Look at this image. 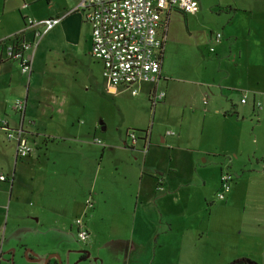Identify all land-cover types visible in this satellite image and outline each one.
<instances>
[{"label":"rangeland","instance_id":"1","mask_svg":"<svg viewBox=\"0 0 264 264\" xmlns=\"http://www.w3.org/2000/svg\"><path fill=\"white\" fill-rule=\"evenodd\" d=\"M68 1L57 0L59 6L56 8H46L44 1L34 3L25 12L33 20L47 15L62 19L39 39L33 73L27 85L26 77L22 76V81L24 87L30 84V89H40L48 81L58 80L72 100L86 103L87 122L92 120L94 124V130H86L82 136L87 144L89 164L84 171L83 168H72L65 170L67 173L55 170L51 171L52 174L47 173V177L58 178L50 190L44 191L41 184L44 166L30 165L26 158L17 161L14 177H18L20 172L29 174L31 180L25 186L32 188L34 194H28L27 188H24L20 195H16L15 186L11 196L8 192L5 194L1 211L0 264H30L26 254L32 257L31 264H44L50 254L58 255L61 264H127L124 253L127 252V258L131 250L139 256L134 264H149L141 260L142 252L146 250L148 256L155 250L152 264H230L234 261H230L233 254L222 261L218 256L226 253L227 245L233 243L232 238L227 237L226 244L220 242L217 236L206 235L205 226L209 219L216 217L220 222L224 215L220 209L223 201L214 200V194L218 191L219 164L228 161L235 172L239 171L229 152H215L214 145L219 135L225 136L222 142H230L236 138L228 134L239 131L243 141L237 151L236 161L247 164L245 168H240L244 170L242 177H246V183H252V179H247L246 171L257 163L252 173H262L264 180V158L259 159L260 149L255 156L253 154L259 145V136L264 137V114L261 115L264 113V110L261 111L264 100L255 102L259 105L260 115H249V93L254 89L257 92L264 91V0H237L240 9L236 16L233 13L236 11L233 9L234 0H194L196 12L186 16L185 22L181 15L172 14L164 48V68L167 72L165 96L155 106H150L143 90L135 96L126 90L111 92L100 65L90 57L88 47L75 40L89 28L79 10L69 13L72 6H69ZM210 32L221 35V41L216 46L222 49H218V52L216 49L209 52L206 37ZM228 35L237 36L232 45ZM238 53L244 62L243 78L231 79L230 75L227 80L224 67L232 64ZM218 58L222 60L220 68ZM229 84L239 90L223 88ZM243 92L247 95L243 110L249 111L245 120L238 128L231 126L229 121L221 124L220 118L224 111L240 102ZM16 99L9 102L10 126L16 120L15 113L10 109ZM80 119L83 121V118ZM27 120L25 116L24 129ZM132 129L149 133L146 151L140 147L130 149L122 145L123 136ZM25 131L30 134L28 130ZM211 135L214 140L209 147ZM24 136L27 134L24 133ZM2 138L3 133L0 131ZM93 140H98L106 152L99 170H96V164L101 159V147L93 145ZM38 155L40 162L43 156L41 152ZM0 156L4 157L1 164L4 168L0 169V174L10 176L13 167L11 150L0 147ZM142 159L144 176H148L152 183H155L153 175H157L162 179V184L177 181L184 184L178 195L163 202L166 205L162 208V222L158 220V214L154 213L150 219L143 222L135 220V224H132L131 202L122 198L125 194L123 190L117 189L114 196L126 205L124 212L119 214V208L113 203L103 205L97 202L93 220L87 222L90 238L87 242H79L75 228L69 227L74 219L75 208L83 202L85 208L86 199L91 200L93 206L95 200L92 191L97 192L103 183H113L115 178H121L127 171H133L136 175ZM133 181L136 179L133 178ZM0 189H4V184L0 183ZM158 189L162 190L163 187L161 189L159 186ZM252 191V188L249 189V194ZM43 198L49 200V213L62 210L63 214L58 217L49 214V220L43 222L46 210L38 211ZM16 199L18 203L14 204ZM90 211H86L85 218ZM30 212L40 217L38 223L34 224L30 220ZM56 222H61L63 225L60 227L65 230H56ZM163 223L165 231L168 223L172 230L161 232L158 225ZM27 224L35 228H29ZM223 225L213 222L208 229L215 234L223 232V229L228 234L233 232V226ZM195 233L201 237V241L192 238L191 234ZM188 251L194 252L195 257L200 254L199 261H193ZM81 252H84L85 257L80 260L78 254Z\"/></svg>","mask_w":264,"mask_h":264},{"label":"crops","instance_id":"2","mask_svg":"<svg viewBox=\"0 0 264 264\" xmlns=\"http://www.w3.org/2000/svg\"><path fill=\"white\" fill-rule=\"evenodd\" d=\"M43 1L46 5V8H56L59 6L57 0H0V40L1 39L8 40L13 36H16L18 37L17 41L19 43L31 42L32 36L30 34V30L25 28L26 19L28 18L27 15H25V12H27V9L31 7L34 3L43 2ZM68 2L70 4L69 6H72V9L69 11V13L77 12L78 11L77 5L79 0H69ZM236 2L237 0L233 1L234 4L233 9L236 10L233 12L234 16H236V14L240 9ZM175 13L181 15L184 22L186 16L190 15V14H183L172 8L165 10L161 18L165 19L166 21L165 24L166 37H167L170 20L172 17L171 15ZM47 18L62 19L59 16L47 15L46 17L36 19L35 21L47 19ZM84 23L88 26L89 29L86 30L82 35H78L75 38V40L76 42H78V44L84 43L88 47V49H90V27L85 21ZM212 35H213L212 32H210L207 35L208 37H206V43L209 44V49L213 48L214 51L216 49V52H218L217 50L222 49V47H217L219 43L212 46V44L210 43V39ZM231 37L234 40H232ZM228 38L230 44L231 43L233 44L237 40V36L235 35H228ZM165 43H166V39H165ZM165 43L163 47V56H162L160 72H159V80L157 82V89L162 90L164 92V96H165V84L167 81V78L165 77L167 75V72L165 71L164 68ZM36 51L37 49L35 50L34 54L36 53ZM214 56L216 57L217 55ZM217 61L220 68L222 61L221 58H218ZM33 62H34V55L32 60V73L34 67ZM96 63L100 65L102 70L101 63L98 62L97 60ZM224 72L226 74L227 80H229L230 75H231V79L243 78L244 62L240 57V53H238L234 57V59L232 60V64H230L227 67L226 66L224 67ZM23 77L19 73L18 66L15 62L3 60L0 55V121L6 122L9 129L16 128L18 125L19 116L14 112L16 115V120L14 124L11 123L10 126V121L8 120L10 114L9 102L12 99H16V98H22L25 100L22 127L25 124L24 123L25 116H27L28 117V120L26 121L27 127L25 129L28 130L30 134L25 131L24 127L23 129L27 134L26 136L27 140L31 143V145H33L35 149V151L31 153L28 156V158L26 157V159L30 161V165L44 166V169L42 170L43 177L41 184L44 191L50 190L53 187L55 180L58 177L57 178L47 177L46 176L47 173L52 174L51 171L54 170L57 172L64 171L65 173H67V171L65 170H71L72 168H83V171L84 169H86V167L89 164L88 153H87L88 148L82 136L84 135L86 130L91 129L93 131L94 124H92V120L90 122H87L86 103L84 102L82 104L78 102V100H72L71 96L66 93V88L63 89V86L58 80H50L46 83L45 86H43L40 89L38 88L30 89V84L28 87H24V83L22 81ZM244 82L245 80H243V83ZM223 88L227 90H236V91L239 90L238 88H235L230 84L224 86ZM137 89L139 93H141V91L143 90L144 96L148 98L150 106H155L158 102H160L157 101L154 105H152L150 101L151 91L153 90L152 85L141 84ZM117 90H120L118 93L122 92L121 89H117ZM249 94L251 97V106H250L249 115L259 116L260 110H258L259 108L256 107L255 102H259L257 101L258 99L264 100V91L257 92L254 89ZM242 95H245V93L243 92V94H240V100ZM245 103L246 102H244V104L238 102L236 104H232L230 108L224 111V113L222 114V117L220 118V123L223 124L229 121L228 123L231 124V126L238 128L241 125V123L245 120V116L247 115V113H249V111L243 110V108L246 107ZM263 110L264 108L261 111ZM214 113L217 114V111H214ZM262 114L264 113H261V115ZM80 118H83V121H81ZM83 123H84L83 125L84 127L80 126ZM257 126H261V125H257ZM144 132L145 134L143 133L140 136L136 135L137 142L134 146H131L130 138L128 137V134L126 135L125 133V135L122 138V145L130 149L140 147L142 151H146L147 146L149 144V133H147V131ZM2 133H3V138L0 139V147H6L11 150L10 159L13 163V167H12V174L10 176L3 174L6 177V180L4 182H0L4 184V189H0V227H1V217H2L1 211L3 210L4 199H6L5 194H7V192L8 195L11 196L15 186L16 195H20V193L24 190V188H27L26 192L28 191V194L30 193L31 195L34 194L32 188L30 189V187L25 186L26 182L28 180H31L29 174L24 175V173L20 172L18 177L16 178L14 177L13 174L17 161L25 160V159H20L16 157L14 140H7L5 138V133L3 131ZM169 135L173 136L171 133H169ZM228 136L236 139H233L230 142L229 141L222 142V140L225 139V136L223 134L219 135L214 145V151L216 152V151L225 150L229 152V156L231 155L232 161L235 162L239 172L238 173L235 172L232 169V166L229 165L228 161L226 163L219 164L217 190L219 189V177L222 172H228L231 175L230 187L228 193L225 195V200L223 201L222 206L220 208L221 211L224 212L221 221L219 222V220L216 217L209 219L205 226V233L207 236L208 234L211 236L212 235L217 236V238L221 240L220 242L223 241L225 244L226 242H228L226 241L227 237L230 236L232 238L233 243L231 245H227L228 247L226 253L224 255L218 256L219 260L222 261L225 258L231 257L233 254V257L232 259H230V261L238 258V259L248 260L252 264H264V192H263L264 180L262 179V173L259 172L252 173V171L254 170L253 168H256V166H258V164L255 163L253 164L254 166L251 167L252 169H248V171H246L248 172L247 179L250 178L252 179L253 182L246 183L247 181L246 177H242L244 174V170H240V168H245L247 164L242 161H236L237 151L239 147H241L243 141L242 134L239 131H237L234 134H228ZM213 140H214L213 136L211 135L210 144L208 145L209 147L213 143ZM161 142H163V140H161ZM92 144L101 147L99 150V154H100L99 157L101 159L98 162V164H96V170H99V165H102L106 152L104 151L103 146L94 144L93 141ZM137 144H139L138 147ZM259 149H260L259 159H261V157L264 158L263 136H259V145L256 146V150L253 153L254 156ZM38 152H41L43 156L40 162H39ZM207 152L211 154L209 151ZM143 158L145 159L144 156ZM3 161H4V157L0 156V169L4 168V166L1 165ZM143 161L144 160L142 159V165L138 164L139 171L136 173V175L133 171H127L126 173H124L123 176H121V178H115L113 183H103L102 186L97 189V192H94L93 190L92 192L94 194L95 206L93 205L89 209L91 210L89 216L85 218V215L87 213L86 211L89 210L87 209L85 210V208H83L84 202L79 204L75 208L74 219L71 221L72 225L70 224L69 227L70 228L73 227V221L75 220V218L83 217L85 227L88 231V229L90 228H88L87 222L93 220V213L96 210L97 202L102 203L103 205L107 203H113L116 205V207L119 208V210H117L119 214L124 212V208H126V205H124L123 202L119 201L118 197L115 198L114 196V194L117 193L116 192L117 189L119 191L123 190V192H125L123 197L122 196L119 197L127 198V201L130 200L131 202V206L130 205L129 206L133 218L132 224H135V220L136 221L141 220L142 222L146 219L148 220L153 216L154 213L158 214V220L161 221L163 218L162 208L163 206L166 205L163 202L167 201V199L170 200L174 195H178L179 190L181 189V187H183L184 184L179 181L168 184L164 182L162 184V179L157 175H153V178L155 179V183H152L151 179L148 176H144L145 169L143 167ZM20 168L23 171L25 170L22 166H20ZM133 178H135L136 181H133ZM200 182H202L203 184V181ZM159 186H161V189L163 187V189L159 190L158 189ZM251 188L253 191L252 193L249 194V189ZM93 189H95L94 185H93ZM120 193L119 195H121ZM215 194H214V200L218 201L215 198ZM188 201L190 202L189 197H188ZM170 202H174V201L171 200ZM16 203H18V199L15 200L14 204ZM209 204H211V202ZM39 205H40L38 209L39 212L46 210L45 214L42 217L43 222L49 220V214H51L54 217H58L59 215L63 214L62 210H54L51 213H49L48 210L51 209V206L49 200L47 201L45 198L40 200ZM185 211H187L186 208ZM29 214L31 215L30 220L34 224L39 222L40 220L39 216H35L33 212H30ZM213 222L222 223L227 226H233L234 230L233 232H231V234L226 233L224 229L223 232H218L215 234L212 230L210 231L208 229L209 224ZM54 225L56 230L59 231L65 230L64 227H60L63 225L61 222H56L54 223ZM27 226L29 228H33V229L35 228V226L31 224L30 225L27 224ZM167 226L168 227L166 231L167 232L171 231L172 228L170 223H168ZM158 227L161 232L163 231L164 233L166 232L164 223L163 225H158ZM185 233L187 235V231ZM191 236L192 238L194 239L198 238L201 241V237H197L196 233L191 234ZM89 238H90V234H89ZM93 241L94 239L89 242L88 246H90V243H92ZM51 250H55V248L50 249L49 251ZM139 250L140 248L138 249V253ZM154 252L155 250H153V254L151 256H148L147 250L142 252L141 260H143L144 262H148L149 264H152L154 260L153 258ZM188 252L192 254L193 261L194 260L197 262L199 261L200 254H198V256L195 257L194 252H190V251ZM126 255L127 252L124 253V258L127 264L128 263L134 264L136 261H138L139 256L136 251H132V250L129 251L127 258ZM65 257H63V260ZM55 259L56 257L53 254H50L47 259V263L52 264L51 262L54 261L57 262V259L56 260ZM224 264H226V262Z\"/></svg>","mask_w":264,"mask_h":264},{"label":"built area","instance_id":"3","mask_svg":"<svg viewBox=\"0 0 264 264\" xmlns=\"http://www.w3.org/2000/svg\"><path fill=\"white\" fill-rule=\"evenodd\" d=\"M169 8L183 14H194L197 4L194 0H79L77 9L90 27L89 55L101 63L102 75L108 87L114 92L126 90L131 96L138 93L141 84L153 86L150 101L154 105L164 98V92L157 89L163 47L166 39V21L161 18ZM59 18L42 20L26 19L25 28L30 30L32 41L18 42L16 36L0 40V55L3 60L17 64L19 73L26 77V85L32 73V60L39 39L59 23ZM12 39V40H11ZM221 35L214 33L210 43L220 42ZM213 52V48L209 49ZM245 95L241 96L244 103ZM259 108L258 103H255ZM24 99H16L11 109L19 116L18 125L9 129L6 122L0 121V130L7 140H14L17 158H26L35 151L33 145L24 136L22 129ZM131 146L137 142L133 131L128 133ZM94 144L102 145L98 140ZM6 177L0 174V182ZM231 175L222 172L219 177V189L215 198L223 201L229 191ZM91 200H85V208H91ZM75 235L79 242H87L89 233L83 217L73 221ZM2 237H0L1 248Z\"/></svg>","mask_w":264,"mask_h":264},{"label":"trees","instance_id":"4","mask_svg":"<svg viewBox=\"0 0 264 264\" xmlns=\"http://www.w3.org/2000/svg\"><path fill=\"white\" fill-rule=\"evenodd\" d=\"M131 131H133L134 132V134L135 133H141V134H145V132L144 131H141V130H131ZM135 136H136V134H135ZM136 139H137V136H136ZM216 195V194H215ZM225 200V199H224ZM223 200V201H224ZM247 260H243V259H238V260H234L233 262H231L230 264H249L248 262H246ZM251 263V262H250ZM252 264V263H251Z\"/></svg>","mask_w":264,"mask_h":264},{"label":"flooded vegetation","instance_id":"5","mask_svg":"<svg viewBox=\"0 0 264 264\" xmlns=\"http://www.w3.org/2000/svg\"><path fill=\"white\" fill-rule=\"evenodd\" d=\"M78 255H79V259H80V260H81V259H84V257H85L84 252H81V253H79ZM26 257H27L28 262L31 264L32 257H31V256H28L27 254H26ZM48 264H50V263H48ZM52 264H58V263L54 261V262H52ZM249 264H251V263H249Z\"/></svg>","mask_w":264,"mask_h":264},{"label":"water","instance_id":"6","mask_svg":"<svg viewBox=\"0 0 264 264\" xmlns=\"http://www.w3.org/2000/svg\"><path fill=\"white\" fill-rule=\"evenodd\" d=\"M53 255L56 257V259H57V263H58V264H61V261H60L59 256L56 255V254H53ZM246 262L250 263V261H248V260H247ZM44 264H48L47 261H46ZM232 264H233V263H232Z\"/></svg>","mask_w":264,"mask_h":264},{"label":"clouds","instance_id":"7","mask_svg":"<svg viewBox=\"0 0 264 264\" xmlns=\"http://www.w3.org/2000/svg\"><path fill=\"white\" fill-rule=\"evenodd\" d=\"M22 129H23V127H22ZM23 133H26V132L24 131V129H23Z\"/></svg>","mask_w":264,"mask_h":264}]
</instances>
